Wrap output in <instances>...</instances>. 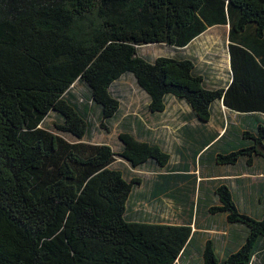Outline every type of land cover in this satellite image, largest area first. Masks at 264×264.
I'll return each instance as SVG.
<instances>
[{
  "label": "trees",
  "instance_id": "trees-1",
  "mask_svg": "<svg viewBox=\"0 0 264 264\" xmlns=\"http://www.w3.org/2000/svg\"><path fill=\"white\" fill-rule=\"evenodd\" d=\"M218 27L228 28L224 87L207 83L195 58L150 61L139 53L150 45L186 50ZM127 75L152 114L165 113L173 98L189 107L177 165L162 146L128 132L129 122L121 124L119 153L80 142L92 109L118 120L111 89ZM77 84L89 94L79 98ZM223 109L240 123L222 121L221 134L209 124ZM52 113L54 132L42 127ZM262 117L264 0H0V264H179L207 210L226 215L238 243L221 259L208 241L204 264H264V200L262 210L241 212L229 187L212 193L191 173L264 159ZM117 157L135 169L153 165L155 176L129 181L112 168ZM162 198L181 204L188 222H152L129 210L135 200Z\"/></svg>",
  "mask_w": 264,
  "mask_h": 264
},
{
  "label": "rangeland",
  "instance_id": "rangeland-1",
  "mask_svg": "<svg viewBox=\"0 0 264 264\" xmlns=\"http://www.w3.org/2000/svg\"><path fill=\"white\" fill-rule=\"evenodd\" d=\"M139 53L142 57L150 61H154L160 57L186 55L197 59L198 68L203 74L208 75L207 83L210 79L213 85L224 87L230 82L228 28L226 27L209 30L186 50L177 51L166 45H150L140 48ZM211 88L216 89L214 86ZM111 90L121 103V112L118 120L104 121L100 117L99 110L92 109L93 111L90 115L92 126L89 133L80 142L93 145L106 144L111 146L115 153H119L123 148L119 135L125 132L121 124L123 122H129L131 130H128V132L141 141L162 146L163 150L171 157L170 165H177L181 159L178 149L182 147L179 141V130L184 124L188 123L187 121L184 122V118L190 114V109L186 103L173 98L168 101L165 113L152 114L148 109L150 103L149 97L138 86L136 79L132 75H127L122 78V80L114 84ZM75 93L78 94L79 98L89 94L86 87L79 84L75 87ZM262 120L264 122V117H262ZM57 121V116L52 113L45 120L42 127L54 132V126ZM222 121H227L226 123L229 124H231V121L233 124L240 123L236 115L224 111L221 119L216 112L211 128L219 130L222 134L224 132L221 127ZM138 122L142 124L143 131L145 132L141 137L139 136ZM192 123L196 125L195 122ZM252 133L255 134V132ZM64 137L71 143L78 141L67 135ZM214 166L213 168H204L203 166H195L193 168L192 166L191 173L195 174L198 181H202L212 193L220 186L225 185L229 187L233 194H235L241 212L252 214L255 209L262 210L263 205H258V199L261 197L264 200V193L260 192V190H264V159L258 158L255 165L251 167L247 166L245 162L237 168L218 166L216 164ZM112 168L121 171L129 181L132 179H141L145 180L146 183L152 180L156 173L153 170V165H146L135 169L119 157H117ZM212 173L214 174L211 175ZM144 186L142 185V187ZM252 200L255 202L253 206ZM213 201H215L214 206H221L216 196L213 197ZM180 205L167 198L156 201L145 199L143 202L135 200L133 205L129 204V210L137 216L152 222L183 224L188 222L189 218L187 215H184L187 213H184L185 210ZM202 208L203 206L201 207V211ZM233 228L227 223L226 215L220 214L215 216L208 210L205 211L202 215L198 216L196 224V230H199L200 235L194 247L191 249L190 255L179 264H204L203 252L208 241L214 243L217 254L221 259L224 258L229 250L236 252L235 243L238 242H233L229 235L236 230H233ZM237 232H239L241 237L242 234L244 236V230L239 229Z\"/></svg>",
  "mask_w": 264,
  "mask_h": 264
},
{
  "label": "crops",
  "instance_id": "crops-1",
  "mask_svg": "<svg viewBox=\"0 0 264 264\" xmlns=\"http://www.w3.org/2000/svg\"><path fill=\"white\" fill-rule=\"evenodd\" d=\"M224 111H226V112H228V110H226V109H223V111H221V112H223L224 113ZM229 113V112H228ZM230 114V113H229ZM222 116H223V114H222ZM228 121V120H227ZM185 122V121H184ZM213 123V121L209 124V125H211ZM187 124V123H186ZM185 125V124H184ZM183 125V126H184ZM182 126V127H183ZM221 127H222V123H221ZM214 130H216V129H214ZM216 131H218V132H220L219 130H216ZM222 131H223V128H222ZM221 133V132H220ZM224 133V132H223Z\"/></svg>",
  "mask_w": 264,
  "mask_h": 264
}]
</instances>
